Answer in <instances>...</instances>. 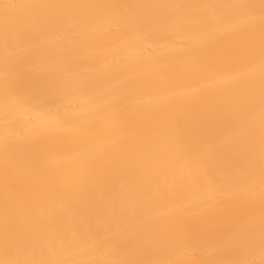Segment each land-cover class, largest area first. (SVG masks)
<instances>
[{"label": "bare ground", "instance_id": "obj_1", "mask_svg": "<svg viewBox=\"0 0 264 264\" xmlns=\"http://www.w3.org/2000/svg\"><path fill=\"white\" fill-rule=\"evenodd\" d=\"M262 57L264 0H0V264H264Z\"/></svg>", "mask_w": 264, "mask_h": 264}, {"label": "snow or ice", "instance_id": "obj_2", "mask_svg": "<svg viewBox=\"0 0 264 264\" xmlns=\"http://www.w3.org/2000/svg\"><path fill=\"white\" fill-rule=\"evenodd\" d=\"M6 7H9L6 5ZM261 71L264 74V57L261 59ZM262 111H264V95H262Z\"/></svg>", "mask_w": 264, "mask_h": 264}]
</instances>
